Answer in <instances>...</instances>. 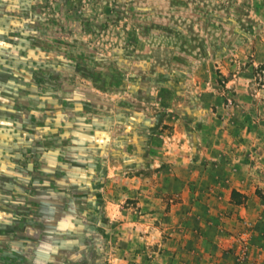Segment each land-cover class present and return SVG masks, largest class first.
I'll use <instances>...</instances> for the list:
<instances>
[{
    "label": "rangeland",
    "instance_id": "rangeland-1",
    "mask_svg": "<svg viewBox=\"0 0 264 264\" xmlns=\"http://www.w3.org/2000/svg\"><path fill=\"white\" fill-rule=\"evenodd\" d=\"M180 1L194 60L0 0V264H264V0Z\"/></svg>",
    "mask_w": 264,
    "mask_h": 264
},
{
    "label": "trees",
    "instance_id": "trees-1",
    "mask_svg": "<svg viewBox=\"0 0 264 264\" xmlns=\"http://www.w3.org/2000/svg\"><path fill=\"white\" fill-rule=\"evenodd\" d=\"M182 8H185V6H182L180 0H111L107 4L103 0H83V32L93 33L99 37V40H102L103 36L107 34L124 40L127 46L119 49L117 54L120 57V52L124 50L125 59L132 58V53H134L128 47L130 44L140 41V38L146 37L151 40L153 36L160 35L163 36L165 42L176 41L175 46L166 50L165 58L168 61L179 58L194 60V56L183 53L186 49L182 47V44L185 45V42L192 38L194 32H189V29L180 27L179 21L174 19L175 15H180L179 10ZM202 8H206L208 13L213 10L210 6ZM195 13L197 22L205 21L204 18H201L202 14H198L196 11ZM147 15H153V17L148 20ZM113 26L114 29L112 30ZM130 27L138 32L134 37L131 35ZM85 46L83 42V63H89L92 60L90 57L93 56V51L87 48L89 44L86 48ZM72 47V49H68L69 47H66V44L64 45L66 52H77L78 47ZM145 56L152 58L153 55L152 53H146ZM159 69L160 71L163 70L162 68ZM75 150V148L72 149L73 161L79 162L80 159H77V155L74 153ZM81 164H70L65 167L67 170L77 169ZM59 167L61 166L59 165Z\"/></svg>",
    "mask_w": 264,
    "mask_h": 264
}]
</instances>
